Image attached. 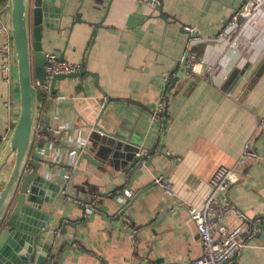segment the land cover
I'll return each mask as SVG.
<instances>
[{
  "label": "crops",
  "instance_id": "obj_1",
  "mask_svg": "<svg viewBox=\"0 0 264 264\" xmlns=\"http://www.w3.org/2000/svg\"><path fill=\"white\" fill-rule=\"evenodd\" d=\"M42 1L55 14V25L44 26V52L87 71L45 92L40 119L50 115L49 134L38 131L35 141L45 142L40 174L49 198L41 209L55 205L51 225L67 216L64 240L77 239L63 264H190L202 245L189 206L202 205L221 166L236 168L234 184L220 194L239 211L227 218L228 228L242 227L248 242L229 264H264V14L227 42L219 33L243 0H161L152 15L134 0ZM7 2L2 16L10 26ZM191 47L203 70L212 68L210 79L204 73L193 79L184 68ZM166 89L160 128L151 113ZM18 113V85L9 86L0 70V132L14 126ZM249 141L262 159L237 166ZM140 148L147 159L130 166ZM65 181L80 198L101 194L102 212L87 209L81 218L82 201L57 200ZM124 191L134 198L125 200Z\"/></svg>",
  "mask_w": 264,
  "mask_h": 264
},
{
  "label": "water",
  "instance_id": "obj_2",
  "mask_svg": "<svg viewBox=\"0 0 264 264\" xmlns=\"http://www.w3.org/2000/svg\"><path fill=\"white\" fill-rule=\"evenodd\" d=\"M8 2L19 92V113L0 148V264H63L66 249L71 248L77 239L64 240L67 233V216L61 217L57 226L51 225L55 205L48 213L41 209L43 202L49 198L46 197L48 190L44 185L47 178L40 174V148L45 142H35L40 122L41 133L49 134L50 128L49 114L43 120L40 119L42 101L36 81L43 83L46 79L45 65L49 60L44 52L42 37L45 25H55L52 18L55 14L42 0H35L32 7L31 0ZM5 8V3L0 5V11ZM160 9L161 4L157 7V10ZM57 13L58 16L61 15V12ZM185 30L196 36L195 32L191 33L186 28ZM57 58L61 59L58 56ZM86 72L83 67L75 73L54 75L50 86L51 93L58 91L55 87L58 80L83 77ZM146 159L147 154L137 155L130 166L139 167ZM150 161L148 160L147 165ZM9 166V173L4 179V171ZM134 171L131 170V173ZM68 174L69 172H66V175ZM120 175L125 180L127 175L124 172ZM56 195L57 200L61 196L72 199L68 200L67 205L82 201L79 207L84 214L81 218L85 217L91 201L88 197L80 198L72 191L71 185L66 186V181ZM132 198L134 196L129 200ZM69 225L77 227L74 222Z\"/></svg>",
  "mask_w": 264,
  "mask_h": 264
},
{
  "label": "built area",
  "instance_id": "obj_3",
  "mask_svg": "<svg viewBox=\"0 0 264 264\" xmlns=\"http://www.w3.org/2000/svg\"><path fill=\"white\" fill-rule=\"evenodd\" d=\"M134 1L142 4L147 9V15L154 14L157 7L161 4V0ZM3 12L4 11H0V36L3 37L2 43L0 44V70L3 74L4 81L12 87L15 84L18 85L17 73L15 74L13 70L15 67V54L11 28L7 23L3 22ZM260 12L264 14V0H243L241 6L232 13L225 26L221 29L219 40L227 42L233 41L239 33L242 24L254 22L257 14ZM239 18H242V22L244 23L240 22ZM186 29L191 33L195 32L197 36L198 32L193 28L186 27ZM197 39L198 38L193 39L190 44L193 45ZM46 56L49 60L45 65L46 79L43 83L36 82L39 90H42L43 92H48L50 90L54 75L75 73L80 71L82 67L80 63H70L67 60L59 59L53 53H48ZM183 66L192 74V78L202 73L206 74V77L209 79L211 78L212 68L203 70L205 69L204 62L199 58L198 53L195 50H192V47L189 49V52L184 59ZM166 82L168 88L172 86L173 77L171 74L166 75ZM168 95L169 92L166 89V92L160 96L158 103L151 113L152 121L160 128H162L167 119ZM11 103V99L8 96L4 103L7 110H10L12 106ZM7 125L8 129L4 132H0V148L13 128V125L11 126L9 123ZM262 125L264 126V120L262 121ZM41 128L42 122L38 125V131H40ZM146 153V151L140 148V156L146 155ZM259 159H262V156L255 149L253 143L249 141L245 144L243 153L236 165L238 166L239 163L245 161H258ZM235 174L236 168H228L225 166L219 167L209 181V191L205 195L202 205L189 206V214L198 229L202 245V254L193 259L190 264H229L232 258L248 245L247 238L245 237V230L242 227L228 228L227 218L230 214L239 211L235 204L229 200L223 201L220 195L229 190L234 184ZM154 183L157 185H163L168 191L171 190L168 182L162 177H156ZM123 196L125 200H129L134 194L129 191H124ZM66 198L72 200L69 199V197ZM101 200V194H94L88 204V210L91 212H101ZM129 229L132 232L134 228L129 226Z\"/></svg>",
  "mask_w": 264,
  "mask_h": 264
},
{
  "label": "trees",
  "instance_id": "obj_4",
  "mask_svg": "<svg viewBox=\"0 0 264 264\" xmlns=\"http://www.w3.org/2000/svg\"><path fill=\"white\" fill-rule=\"evenodd\" d=\"M7 0H0V5L5 3ZM40 97L41 100H43L45 98V92H43L42 90H40Z\"/></svg>",
  "mask_w": 264,
  "mask_h": 264
},
{
  "label": "rangeland",
  "instance_id": "obj_5",
  "mask_svg": "<svg viewBox=\"0 0 264 264\" xmlns=\"http://www.w3.org/2000/svg\"><path fill=\"white\" fill-rule=\"evenodd\" d=\"M8 4H9V2H7ZM8 11V10H7ZM7 169H10V166L7 168ZM6 172H5V174H3V178L6 176ZM1 186V185H0Z\"/></svg>",
  "mask_w": 264,
  "mask_h": 264
},
{
  "label": "flooded vegetation",
  "instance_id": "obj_6",
  "mask_svg": "<svg viewBox=\"0 0 264 264\" xmlns=\"http://www.w3.org/2000/svg\"><path fill=\"white\" fill-rule=\"evenodd\" d=\"M36 82H38V81H36Z\"/></svg>",
  "mask_w": 264,
  "mask_h": 264
}]
</instances>
